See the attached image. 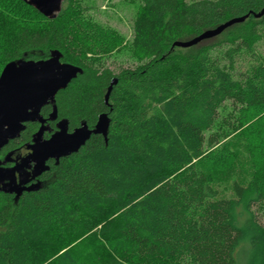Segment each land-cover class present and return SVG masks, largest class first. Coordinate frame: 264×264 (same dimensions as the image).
<instances>
[{
  "label": "trees",
  "instance_id": "trees-1",
  "mask_svg": "<svg viewBox=\"0 0 264 264\" xmlns=\"http://www.w3.org/2000/svg\"><path fill=\"white\" fill-rule=\"evenodd\" d=\"M63 2L46 18L23 0H0V72L56 49L82 71L41 114L55 104L56 122L73 130L108 113V131L46 164L35 189L16 196L0 187V264H264V225L252 210L264 200V0H139L130 44L146 61L117 72L87 54L120 41L89 38L74 0ZM246 14L175 51V41ZM228 101L251 164L231 197L215 177L224 126L205 134ZM39 126L27 122L0 156L24 149Z\"/></svg>",
  "mask_w": 264,
  "mask_h": 264
},
{
  "label": "water",
  "instance_id": "water-1",
  "mask_svg": "<svg viewBox=\"0 0 264 264\" xmlns=\"http://www.w3.org/2000/svg\"><path fill=\"white\" fill-rule=\"evenodd\" d=\"M29 6L35 7L44 17L54 18L62 10L63 0H23ZM264 15V9L256 14L257 17ZM249 15L239 16L226 20L223 24L217 25L211 30L192 37L184 42L175 41L174 46L190 47L197 45L203 39H210L213 36L221 34L230 25L237 24L248 18ZM61 55L56 49L50 52L46 60L21 59L9 61L5 68L0 72V150L11 139L16 138L24 131L27 122H39L40 126L37 133L32 136L28 145L30 150L22 159L12 168L6 169L0 166V177L15 176L16 171L28 167L33 163L35 176L39 175L47 168L46 162L52 158L60 159L71 153H76L83 146L92 134H101L104 138L108 131V113L100 114L94 127L88 128L86 123H81L72 131L68 129L66 119L58 121L57 130L50 137H44L48 130L45 124L46 118L40 114L43 106L54 103L56 93L63 90L64 87L75 79L82 69L74 66L70 62L60 61ZM117 79L112 78L108 90L105 92L104 100L108 103V96L116 85ZM56 105L52 106L49 120L57 118ZM8 193H15L18 196L26 190L35 189L34 186L23 187L22 183L12 179L9 188H5Z\"/></svg>",
  "mask_w": 264,
  "mask_h": 264
},
{
  "label": "rangeland",
  "instance_id": "rangeland-1",
  "mask_svg": "<svg viewBox=\"0 0 264 264\" xmlns=\"http://www.w3.org/2000/svg\"><path fill=\"white\" fill-rule=\"evenodd\" d=\"M74 4L78 7L81 17V25L85 28L87 36L96 37L97 39L104 40L105 37H114L120 43L114 50H108L106 48H98L95 53L89 51L87 54L88 59L95 66L107 67L113 72H117L120 67H141L146 61L140 60L132 50L130 41L134 31L132 25L135 20V16L141 6L139 0H74ZM68 5L67 2L62 1V10ZM59 14V13H58ZM28 19L31 20L27 16ZM34 18V17H33ZM100 40H97L99 43ZM186 48H176L175 51L180 54H185ZM218 118L215 120V125L212 129L205 131L206 136L215 133L216 130L220 129V126H224L222 131V139L217 145L219 150V165L222 167L217 172L215 177L218 178V184L220 189V195L231 197L233 191L231 190V182L235 178L244 185L250 177L251 164L249 162L246 149L239 144V138L237 130L232 129L233 123L237 112L233 113V108L228 101L225 107L220 108ZM231 120V125L227 126L226 123L222 122L225 120ZM48 127V126H47ZM57 128V126H56ZM47 132L50 131L49 127ZM241 143V142H240ZM210 149H213L210 148ZM5 160H0V164ZM33 170V169H32ZM1 183V182H0ZM11 182L8 184H0V187L9 188ZM258 221L264 225V200L259 201L252 209ZM78 242H73L69 247H73ZM68 247V248H69ZM43 264H52L44 262Z\"/></svg>",
  "mask_w": 264,
  "mask_h": 264
},
{
  "label": "flooded vegetation",
  "instance_id": "flooded-vegetation-1",
  "mask_svg": "<svg viewBox=\"0 0 264 264\" xmlns=\"http://www.w3.org/2000/svg\"><path fill=\"white\" fill-rule=\"evenodd\" d=\"M40 114H41V110H40ZM42 116L44 118H46V120H48L45 122V124L49 127V129H50L49 132H51V131L55 132L57 130V128H56V124L58 122V121L56 122L57 119H55L54 121L53 120L50 121L49 116L48 117H46L44 115H42ZM37 122H34V123H37ZM51 122H54V127L50 128ZM30 142L25 143L26 145L24 146V149H22V150H20V149H18L17 151L11 150V151H9V153H7V154L4 153L2 156H0L1 161L5 160V161H3V163L0 164V166L4 167L6 169H9V168H12V166H14L16 163L21 162V159L30 151L28 149V145ZM57 160L58 159L52 158L51 160L46 162V164L49 166V164L52 161H57ZM32 169H33V163H31L28 167H25V169L21 170V172L16 171L15 176H14L16 179V182L20 181L22 183L23 187L34 186L33 184L35 182H36V184H37V182L39 183L40 176L43 175V171H42V173H39V175L35 176L34 171ZM14 177L13 176L9 177L7 175H4V176L0 177V182H1L0 184H8L12 181V179H14Z\"/></svg>",
  "mask_w": 264,
  "mask_h": 264
}]
</instances>
